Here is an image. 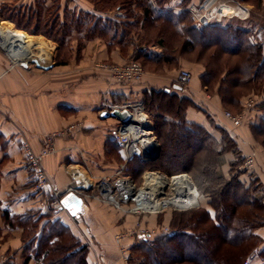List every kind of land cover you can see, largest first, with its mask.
<instances>
[{
    "label": "crops",
    "instance_id": "1",
    "mask_svg": "<svg viewBox=\"0 0 264 264\" xmlns=\"http://www.w3.org/2000/svg\"><path fill=\"white\" fill-rule=\"evenodd\" d=\"M40 3L45 8L58 9L61 18L71 9L91 11L103 19L120 17L114 9L96 11L90 0H0V8L6 5L19 13ZM178 3L179 0L172 1L174 5ZM0 19L17 28L10 19L1 15ZM92 46L97 60L124 63L131 56V50L123 54L118 46L109 47L102 41H95ZM10 57L0 48V264H40L42 257L35 250L37 238L45 224L54 220L64 224L80 243L88 245L89 264H123L115 236L133 227L139 217L115 206L96 188L103 178L113 176L110 168L114 163L106 158V153L118 145L112 141V134L119 120L101 113L106 101L115 104L141 101L150 90H170L179 70L165 73L148 70L141 82L119 84L106 69L97 68L90 73L85 65L77 68L55 65L41 70L31 63L28 67L13 64ZM189 88L185 94L196 102L195 95H200L206 108L201 109L199 102L197 110L187 107V119L203 125L207 121L204 113L216 119L221 113L219 98L210 95L204 98L198 76L192 79ZM73 122H80V128L72 136L57 141V153L47 157L44 165L53 184L65 192L64 196L71 187L82 197L83 209L75 215L65 207L56 209L49 202L42 203L43 196L34 190L35 182L22 152L23 141L39 150L49 132ZM117 154L120 165L124 164L126 161L121 160L124 152L120 150ZM232 159L228 156L227 162ZM255 233L262 243L252 258L246 260L250 264H264L259 254L264 247V226Z\"/></svg>",
    "mask_w": 264,
    "mask_h": 264
},
{
    "label": "rangeland",
    "instance_id": "2",
    "mask_svg": "<svg viewBox=\"0 0 264 264\" xmlns=\"http://www.w3.org/2000/svg\"><path fill=\"white\" fill-rule=\"evenodd\" d=\"M121 1L122 0H119L118 3ZM172 1L168 5L171 4L170 6L174 9L187 10L191 24L196 25L198 28L207 26L208 29L204 31V33L192 31L190 32V38L189 34L180 36L171 24L161 30L157 27L156 23H151L152 25L149 23V26H144L142 29L138 25H135L132 27L131 34L128 37L113 41L103 32L92 31L88 33L85 31L83 35V29L85 30L87 27L85 26V28L82 26L83 29L81 27L79 28L76 22L69 20L70 28H68V32L70 35L67 37L66 43H61L55 38H51L42 33H40L42 35L30 34L19 29L23 33L32 36L34 39L32 46H30V57L40 54V47H42V45H49L52 47L49 55L41 59V64H51L52 67L55 65H70V67L75 68L79 65H85L86 71H90V73H93V69L97 68L103 70V64H120L109 60H97L92 46L93 42L102 41L107 43L109 47L118 46L123 54H127L131 50L129 59H134L141 38L139 36L148 34V41L155 44L153 45L155 48H161L159 44L157 45V42L163 40L165 48L171 56L176 55L174 63L161 68V72L165 73L169 70L176 72L179 68H187L192 72L193 78H197L198 76L200 82L201 79L204 78L207 83V86L202 87L204 98H207L205 95L219 98L221 113L218 114L219 116L217 115L216 119H212L208 113H204L203 116L207 119V121H204L205 125L196 122L185 124L183 121H178L180 124L177 122L178 125L173 124L170 128L168 123L162 125L160 118H158L159 128L155 131L152 114L146 111L151 117H149V124L159 142L161 148L160 154L162 151L164 153L160 160L147 158L144 163L135 162L129 164L127 169H124V167L122 168L120 165L121 162H119L120 160L115 148H111L106 153V158L114 163L112 165L113 168H110V172L113 174L108 180L110 183L120 177H129L139 184L143 180L144 175L150 171L163 173V175L150 173L148 175L150 183L163 180L165 188L169 185L174 188V192L177 190L174 186V180L177 183L180 176L186 177L185 173L190 176L194 183L199 193L196 202L198 204L195 206L191 205L189 206L190 208L187 209H175L174 207L167 206L153 213L145 212L139 215L130 213L139 217V220H145V222L142 224L141 221L138 220L133 227L126 230H138L140 227L157 230L151 238L167 236L168 234L177 232L182 226L179 222L180 219L183 220L188 218L192 212L201 213L208 209L214 213L210 204L211 200L215 202V204H218V206L221 205L222 200H226L230 204H238L239 211L248 213L252 207L243 204L245 202V200L243 201V199H245L244 194H240V190L235 187L236 184H230L226 187L219 173L222 176H226L227 179H232V172L236 171L235 173L238 172L240 174L239 178L246 185L256 180L260 190L258 195L261 196V200H259V198L256 199L254 207L257 206L256 208H258L261 204L264 205V123H262L261 120L264 111L260 106L261 102L264 101V59L261 65L259 60L256 61V64L255 62H250L253 59V51L248 47L249 43L264 44V0H234L239 1L249 8L250 14L248 18L241 15V13L244 12L241 7L229 13V10H227L225 6L231 5L236 7L237 4L233 0H179V3L176 5L172 4ZM191 6H196L200 14L206 15V17H209V20L193 19L190 11ZM111 9H114L120 17H125L124 14L127 12V9L124 7L118 9L116 6H111V4L104 6L102 11H109ZM130 11L137 16L141 15V10L137 11V7L136 9L132 7ZM53 13L54 15L58 13L55 11L54 7L49 8L47 11L45 10L42 19L54 17ZM200 14H198V17ZM66 16L67 15L64 14L63 18ZM129 19L133 20V18ZM0 22L13 25L8 20L0 19ZM145 23L148 24V22ZM145 23H143V25H146ZM189 38L191 40L190 46L185 43L186 41L188 42ZM0 48H2V46H0ZM233 49H236V51ZM7 59L9 60V58ZM24 61L29 62V64L31 63V59H25ZM20 62L21 61L18 60V63ZM31 64L34 68H38L35 64ZM171 65L174 66L171 67ZM143 67L145 72L149 70L147 67ZM39 69L42 70V68ZM150 71L152 72L153 70L150 69ZM201 76H203V78ZM250 79H253V81H250ZM185 90L189 91L190 88H185ZM220 95L226 98V103L222 102ZM195 98L202 104V106H200L201 109L204 108L203 98L200 95H195ZM155 103H159L162 108L173 113L178 115L181 114L178 118H183L182 110H179L181 104L184 106L189 104L187 101H183L176 105L175 101L170 97L162 99L159 97L153 98L152 101L149 102L151 108L154 107L153 105H155ZM189 105H191L193 109H199L198 107L196 108V106L194 107L192 103ZM225 110H229L235 115H241V125L235 127L224 116ZM252 125L259 126V128L256 127L255 129L256 134L252 131ZM226 130H228L229 133H226ZM214 141L217 142L214 143ZM219 141H221V144L224 146V150L222 153L214 155L213 147L215 144L217 146ZM228 156L233 157L229 163L227 162ZM112 157L114 160H112ZM250 157L254 159L252 166L246 163ZM221 158H224V160H221ZM217 159H220V161ZM108 166L110 167V165ZM247 172H251V174ZM164 174L167 177L174 176L172 178H167ZM103 180L104 178L102 181ZM223 191L224 193H222ZM166 200H173V197ZM169 203L175 204L172 201ZM223 203L224 201L222 204ZM225 216H227V214H225ZM165 227L169 228V233L162 232L165 230ZM115 240L117 242L116 238ZM137 241V237L130 236H127L122 241V244L128 247L130 264H138V262L140 263L141 261V253H136V250L130 249V246ZM119 245L120 243L117 242L116 247L120 258ZM181 253L183 258L185 255H189V253L195 254L192 250L187 248L181 249ZM178 255V252H174L171 257L177 258ZM171 260L172 259L169 257L168 260L161 261V264H171ZM173 264L195 263L185 258L184 261L173 262Z\"/></svg>",
    "mask_w": 264,
    "mask_h": 264
},
{
    "label": "trees",
    "instance_id": "3",
    "mask_svg": "<svg viewBox=\"0 0 264 264\" xmlns=\"http://www.w3.org/2000/svg\"><path fill=\"white\" fill-rule=\"evenodd\" d=\"M90 1L93 3L96 11H102L104 6L111 4V6H116L117 8L124 7L127 9V12L124 14L125 17H107L103 19L91 11H85L83 9L79 11L67 10V16L65 18H61L59 13H56V15L53 13L54 17L42 19L45 10L47 11L49 8H45V6L40 3L36 7H30L28 10L19 13L3 5L0 8V15L3 19H10L13 21L17 28L24 29V32L27 31L26 33H42L51 38H55L61 43H66L67 37L70 35L68 32V28H70L69 20L76 22L79 28H82V26L87 27H85V30L82 28L83 32H81L83 35L85 31L88 33L98 31L106 33L113 41L128 37L131 34L133 26L138 25L142 29L144 26H149V23L150 25L156 23L157 27L161 30L171 24L180 36L189 34V37L192 31L204 33V31L208 29L207 26L198 28L196 25L191 24L187 10H175L170 6L171 4L168 5L172 0H122L119 3V0ZM132 7L135 9L137 7V11L141 10V15L137 16L130 11ZM55 11L58 12V9ZM129 18H133V20ZM145 22H148V24ZM143 23L146 25H143ZM144 35L139 36L141 38L134 59L138 60L149 70L152 69L155 72H160L162 70L161 68L174 63L176 55L171 56L166 50L163 40L157 42V45L159 44L162 49L157 51L151 48V46L155 44L148 41V34ZM190 38L188 42H185L188 46H190L189 44L191 43ZM248 47L253 51V59L251 58L252 61L250 62H255L256 64V61L259 60L261 65L264 59V44L249 43ZM233 50L236 51V49ZM173 66L174 65H171V67ZM180 69L181 68H179V70ZM201 77L203 78V76ZM250 81H253V79H250ZM177 85L175 81L170 90H150L141 99L145 110L149 114H152L155 131L159 128L158 118H160L162 125L168 123L170 128L173 124L178 125V123L180 124L182 121L185 124L193 122L187 119L185 109L189 106L191 107V105H189L190 103H192L194 107L196 106V108H199V105L192 96L187 93L185 94V88H178ZM201 86H207L204 78L201 79ZM220 96L222 102L226 103V98L223 95ZM155 97H159L160 99L170 97L175 101L176 105L183 101H187L189 103L188 105L184 106L181 104V107L177 106L179 110H182L183 118H178L181 114L178 115L164 109L159 103H155V105H153L154 107L151 108L149 102ZM260 106L264 111V101L261 102ZM261 120L262 123H264V114ZM256 127L259 128L257 125H252L254 134H256ZM226 133H229L228 130H226ZM112 141L114 143L117 142L114 138H112ZM215 142L217 141H214V143ZM112 148H115L116 151L121 150L123 153L119 144L113 145ZM223 150L224 146L221 144V141L217 143V146L215 144L213 147L214 155L222 153ZM163 154L162 151L154 160H160ZM121 160L125 162L124 154ZM217 160L220 161V159ZM221 160H224V158H221ZM144 161L145 159L135 156L125 162L124 169H127L129 164L135 162L144 163ZM235 172L236 171L232 172V179H227L226 176H222L220 173L219 176L223 179V183L226 184V187L230 184H236V189L240 190V194H244L245 199H243V201L245 200V202L243 204L252 207L248 213L239 211L238 204H230L228 201L222 200L224 203L222 204L221 202V205L219 204L220 206H218V204H215V202L211 200L210 204L214 213L208 209L201 213L192 212L188 218L183 220L180 219L179 222L182 226L177 232L156 238H140L137 242L133 243L130 249L136 250V253H141L140 263L138 261L136 262H138V264H161V261L168 260L170 257L172 259L170 261L171 264H173V262L184 261L185 258L195 264H242L247 258H252L257 248L262 243L261 237L255 233V230L264 225V205L261 204L258 208H256L257 206L254 207L255 200L258 198L261 200V196L258 195L260 191L257 186L258 182L255 180L251 184L246 185L239 178L240 174ZM222 193H224V191ZM225 214H227V216H225ZM37 239L38 243L35 250L38 257H42L40 264H89L86 259L88 245L80 243L72 232L58 220L47 222ZM183 248L192 250L195 254L189 253V255H185L183 258L181 253V249ZM174 252L179 253L177 258L171 257ZM259 254L264 258V247L259 251Z\"/></svg>",
    "mask_w": 264,
    "mask_h": 264
},
{
    "label": "built area",
    "instance_id": "4",
    "mask_svg": "<svg viewBox=\"0 0 264 264\" xmlns=\"http://www.w3.org/2000/svg\"><path fill=\"white\" fill-rule=\"evenodd\" d=\"M234 2L237 4L236 7H241L243 9L244 12L241 13V15H243V17L245 16V18H248L250 14L249 8L241 4L239 1ZM190 11L192 13L193 19L209 20V17L200 14L196 6H191ZM198 14H200L199 17ZM15 63L16 62L13 61V64ZM102 67L108 70L110 72L111 79L119 84H134L137 82H141L146 73L142 64L138 60L133 58L120 64H103ZM192 79V72L187 68H181L176 77V83L183 88H188L191 85ZM123 108H129L131 110L132 121H130L129 123H122L121 121H119V125L114 129L112 137L121 146L126 162L135 156L147 159L148 157L145 156V153L159 146V142L155 136V133L149 124V115L146 112L142 101L129 100L119 104L106 101L104 110H121ZM143 112L148 115L146 123L139 121V118ZM224 116L235 127L240 126L242 123V116L235 115L229 110L224 111ZM80 124V122H73L49 132L45 136L43 144L39 150H35L31 143L27 140L23 141L22 143L24 164L31 170L35 182L34 190L43 196L41 199L42 203L49 202V204L56 209H63L62 198L65 192L60 190L53 184L45 168L44 160L47 157L57 153V141L61 138L72 136L74 132L80 128ZM253 162L254 159L252 157L248 158V160L246 161V163L251 166L253 165ZM124 166L125 163L121 164L122 168ZM150 173L163 175V173L160 172L150 171L144 175L143 180L139 184L129 177H120L111 183L108 182V178H105L102 181L103 183L99 182L96 184V188L101 192L105 199L112 202L118 208L124 209L125 211L132 214L139 215L145 212H158L167 206L174 207L175 209L190 208H185L183 207V205L180 206L172 203L167 204L165 202L166 199H169L171 197L174 198L176 196L174 188L168 185L166 188L160 190L161 188H159V186H154V183H150L148 179V175ZM185 174L192 183L191 189H187V191H190V195L197 198L199 196V193L190 176L187 173ZM173 176L174 175H172L171 177H166L172 178ZM66 191L70 192L73 191V189L70 187ZM186 198H188V196H185L183 194V202L187 201ZM197 204L198 203H194L193 205L195 206ZM164 229L165 230L162 231L163 233L170 232L168 227H165ZM156 231L157 230L154 229L151 230L149 228L140 227L138 230H126L116 234L115 238L117 239V242L120 243V259L124 262V264H130V254L128 247L122 244L123 239L127 236L137 237L138 239L151 237L154 233H156ZM243 264L250 263L248 260H245Z\"/></svg>",
    "mask_w": 264,
    "mask_h": 264
},
{
    "label": "bare ground",
    "instance_id": "5",
    "mask_svg": "<svg viewBox=\"0 0 264 264\" xmlns=\"http://www.w3.org/2000/svg\"><path fill=\"white\" fill-rule=\"evenodd\" d=\"M225 8L229 10V13L239 9V7H234L231 5H227ZM33 40L34 39L32 36L23 33L21 30L13 27V25L0 22V46L10 50L9 55L12 57L14 62L18 63V60L24 61L25 59L27 60L32 58H37L39 62H42L41 59L49 55L51 52L50 49H52V47L49 45H42V47H40V54L30 57V46H32ZM174 182V186L177 188L175 192L176 196L173 198V200H166L165 202L167 204L172 201L176 205H183V207L187 208L197 202L198 197H193L190 195L191 192L187 191V189H191L192 187V183L187 176H180L177 180V183L175 180ZM154 186H159V188H161L160 190H162L165 188V183L163 180H158V182L154 183ZM183 194L188 196V198H186V202H183Z\"/></svg>",
    "mask_w": 264,
    "mask_h": 264
},
{
    "label": "water",
    "instance_id": "6",
    "mask_svg": "<svg viewBox=\"0 0 264 264\" xmlns=\"http://www.w3.org/2000/svg\"><path fill=\"white\" fill-rule=\"evenodd\" d=\"M7 54L9 55L10 50L4 48ZM10 57V55H9ZM11 58V57H10ZM31 63L35 64L38 68L42 69H49L52 65H44L39 62L37 58H32ZM20 65L23 67H28L29 62L21 61ZM178 88H182L181 86L177 85ZM104 117H114L121 121L122 123H129L132 121V112L129 108L119 109H111V110H103L101 113ZM148 115L143 112L139 118L140 122L146 123ZM160 146L153 148L151 151L146 152L145 156L150 159H156L160 154ZM83 199L79 196L76 192L70 191L62 198V205L63 207L67 208L73 215L77 214L78 212L82 211L83 209Z\"/></svg>",
    "mask_w": 264,
    "mask_h": 264
}]
</instances>
